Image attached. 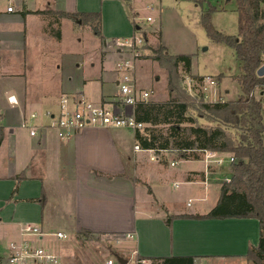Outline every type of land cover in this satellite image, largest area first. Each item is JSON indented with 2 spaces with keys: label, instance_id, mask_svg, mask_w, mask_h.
I'll return each instance as SVG.
<instances>
[{
  "label": "crops",
  "instance_id": "1",
  "mask_svg": "<svg viewBox=\"0 0 264 264\" xmlns=\"http://www.w3.org/2000/svg\"><path fill=\"white\" fill-rule=\"evenodd\" d=\"M113 2L117 1L0 0V264H8L9 244L22 240L34 245L44 243L61 257L63 264L67 255L63 242L49 237L56 231L69 235L82 229L103 236L118 235L117 242L132 240L133 246L129 244L126 249L133 260H128L130 264H135L136 259L138 264H144L151 262L150 258L171 255H192L195 264H248L246 254L259 242L257 218L185 217L207 213L188 208L171 212L175 199L165 192L170 177H175L173 188L182 184L191 191L198 188L197 199H212V206L217 202L225 178L219 183L213 176L223 165L210 161L209 151L200 159H173L168 151L158 154L141 147L137 150L135 133L143 131L146 123L143 129L129 130L130 133L123 128L87 127L70 139H61L45 127L31 136L29 130L20 126L24 117L41 107L45 108L39 112L57 110L62 95L83 97L98 104H118L120 73L114 81L118 89L112 93L105 92L97 79H84L81 87H74V75L58 72L61 65L50 59V53L57 50L60 40L45 32L52 15L37 13L101 10L103 40L107 45L129 37L139 28L126 20H109ZM9 5L15 8L14 12L7 11ZM61 19L63 24V19L70 18ZM50 37L53 44L49 46ZM4 51L13 53L8 61L1 58ZM117 54L120 60L130 51L118 48ZM56 74L58 77H54ZM137 87L149 91L138 84ZM257 94L264 101V88ZM10 95L16 96L18 104L8 102ZM122 111L134 114V107L125 106ZM168 165L179 170H169ZM169 215L176 217L167 224ZM25 223L39 226L45 235L23 237L20 227ZM54 223L59 224V229L53 228ZM127 233L132 236L125 237Z\"/></svg>",
  "mask_w": 264,
  "mask_h": 264
},
{
  "label": "rangeland",
  "instance_id": "2",
  "mask_svg": "<svg viewBox=\"0 0 264 264\" xmlns=\"http://www.w3.org/2000/svg\"><path fill=\"white\" fill-rule=\"evenodd\" d=\"M113 1L117 2H113V10L110 11L109 20L122 19V21L126 20L135 27H139V30L136 29L135 33L129 37L106 42L107 45H105L104 40L93 33L90 24H76L75 22L74 29L72 28L71 19H63V24H61V21L59 25L54 24V27L60 30L61 37L60 39L56 38L60 41L57 44V50L50 53V59L61 65V69L57 70L58 72L61 70L64 75H74L76 80L74 87H81L84 79H97L96 81L99 80L103 84L105 92L115 93L118 88L114 81L119 74L115 63L120 58L117 49L128 50L127 48H120L116 43L117 41L124 42L135 36V38H143V42L139 47L140 54L134 57L133 61L136 83L141 89L152 91L149 101L167 100L169 97V82H172V86L178 87L180 93L175 91L174 95L189 103L190 114L199 116V105L200 101H203L202 99L217 101L223 96L225 100H234L242 93L237 80V76L241 73L240 61L235 50L225 43L213 41L203 23V12L209 9L211 4L215 7V11L210 14L211 26L224 34H237L238 12L235 0H205L202 4L192 0ZM115 7H118L121 11L116 10ZM99 11L103 13L101 10ZM147 17H151V19L147 20ZM107 22L109 21L107 20ZM46 33L51 37H55L51 32ZM51 37L47 38V45L49 46L53 44ZM153 48H159L161 56L166 53L171 55L192 54L190 74L183 71L182 64L175 66L172 61L167 59H164V64H162V62L153 59L151 56ZM12 55L11 51H4L1 53V58L8 61ZM16 56L20 57L21 54L17 53ZM131 56V53L126 55L129 58ZM195 72L204 77H211L216 81V85L205 87L197 84L192 79ZM54 77H58V75L56 74ZM49 80L51 79L49 78ZM181 89L185 94L181 92ZM200 91L203 93V97L199 96ZM257 93L256 96L258 97ZM44 108L41 107L37 110L41 111ZM44 119L41 116L36 122ZM199 122L213 123V121H208L206 118H200ZM159 127L162 128L163 126ZM126 132L128 133L129 130ZM169 155L170 158H176L174 152L170 151ZM225 156L227 155L225 154ZM227 166L228 164H223L222 170L220 169L213 176L219 183L226 176H230ZM166 168L179 170L178 167L173 168L170 165ZM173 180H175V177H170L167 182L168 191H165L175 199L173 206L170 204L172 206L171 212L185 208L208 212L216 205L217 202L212 206V199H197L200 195L198 188L196 191H191L184 184L178 188H173ZM188 202L191 206H188ZM57 225L59 224L54 223L53 228L55 230L59 229ZM49 238L63 242L61 246L67 254L63 258V264H105L109 258H113L115 264H119L113 251L127 260L131 259V255L126 253V249L131 244L133 246L132 240L117 242L118 235L112 237L94 233L85 237L79 236L78 233H70L66 239H58L55 236ZM41 245H44V243H41ZM132 261L131 259V263ZM148 263L150 262L144 264ZM135 264H138V259H136ZM229 264L234 263L229 262ZM248 264L252 263L248 262Z\"/></svg>",
  "mask_w": 264,
  "mask_h": 264
},
{
  "label": "trees",
  "instance_id": "3",
  "mask_svg": "<svg viewBox=\"0 0 264 264\" xmlns=\"http://www.w3.org/2000/svg\"><path fill=\"white\" fill-rule=\"evenodd\" d=\"M192 1L202 4L205 0ZM235 1L238 12L237 34H224L211 26L210 14L215 11L211 4L203 12V23L213 41L225 43L235 50L240 61L241 73L237 80L242 93L234 100L202 99L198 116L189 113V103L174 95L175 91L179 93L178 87L169 82L167 100L141 101L134 105L136 119L147 124L143 131L135 133V139L142 149L153 150L158 154L171 151L176 154V158L200 159L206 151L234 157V161L227 166L230 176L226 177L230 181L222 182L216 205L205 214L184 216L198 219L257 218L259 242L257 246L249 248L246 257L252 264H264V101L256 96V92L264 88V75H257V69L264 63V0ZM37 13L52 15L45 31L53 33L57 39H60L61 32L54 24L59 25L62 17L90 24L93 33L104 38L101 12ZM152 53V58L162 64L164 59L172 61L175 66L182 64L183 71L190 74L192 54L166 53L161 56L159 48H153ZM192 79L201 85L204 76L194 74ZM181 92L185 94L182 89ZM199 96L203 97L201 91ZM200 118L213 123L199 122ZM1 141L0 135V144ZM16 190L17 188L15 192ZM174 217L176 215H169L167 224ZM92 234L94 233L87 229L78 232L79 236L85 237ZM113 254L118 256L114 251ZM142 259L139 258L140 261ZM150 261V264H195V257L171 255L153 257Z\"/></svg>",
  "mask_w": 264,
  "mask_h": 264
},
{
  "label": "built area",
  "instance_id": "4",
  "mask_svg": "<svg viewBox=\"0 0 264 264\" xmlns=\"http://www.w3.org/2000/svg\"><path fill=\"white\" fill-rule=\"evenodd\" d=\"M7 11L14 12L12 5L7 7ZM151 17H147L150 20ZM143 38L135 36L124 42L117 41L120 48H127L131 57L121 58L116 62V69L120 73L117 80L119 88L118 104H98L83 97L62 95L58 101L57 110H45L40 114L39 111H32L27 117H24L20 126L29 130L31 136H36L40 127L53 130L61 139H70L76 132L87 127H112L123 128L130 131H137L144 128L145 123L138 121L134 114H127L122 111L125 106L134 107L137 102L147 101L150 97V91L138 89L134 75V57L140 54L139 47ZM206 83V85H205ZM201 85L213 87L216 81L211 77H204ZM8 102L11 105L18 104L15 95L8 96ZM45 119L36 122L40 117ZM135 149L140 150V146L135 145ZM207 152V151H206ZM217 152L209 151L207 157L216 165L228 164L234 161L232 156H215ZM172 165H175L172 162ZM224 180L230 181L228 177ZM190 204V202H189ZM20 233L23 237L44 236L42 229L33 224L25 223L20 227ZM58 239H66L67 233L56 231L52 233ZM127 233L125 237H131ZM8 264H60L61 257L44 245H34L33 243L22 240L13 241L9 244V253L7 257ZM105 264H115L113 258H109Z\"/></svg>",
  "mask_w": 264,
  "mask_h": 264
},
{
  "label": "water",
  "instance_id": "5",
  "mask_svg": "<svg viewBox=\"0 0 264 264\" xmlns=\"http://www.w3.org/2000/svg\"><path fill=\"white\" fill-rule=\"evenodd\" d=\"M257 75L259 76H263L264 75V63L257 69ZM118 262L119 264H127L128 260L121 257V256H117Z\"/></svg>",
  "mask_w": 264,
  "mask_h": 264
}]
</instances>
